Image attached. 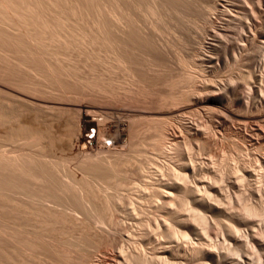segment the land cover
Returning a JSON list of instances; mask_svg holds the SVG:
<instances>
[{
    "label": "bare ground",
    "instance_id": "bare-ground-1",
    "mask_svg": "<svg viewBox=\"0 0 264 264\" xmlns=\"http://www.w3.org/2000/svg\"><path fill=\"white\" fill-rule=\"evenodd\" d=\"M177 1L0 0V264H90L103 246L117 250V264H264L255 254L264 250V154L254 153L264 139V31L244 26L261 37L252 71L239 46L240 77L201 80L162 38ZM247 1L222 28L264 21V0ZM226 37L208 44L227 48ZM214 62L204 53L195 66L207 73ZM237 80L259 82L248 87L246 119L229 104L243 99ZM181 104L208 123L186 120ZM229 118L249 147L229 141L226 156L204 135L224 138ZM179 131L210 158L187 155ZM121 213L138 223L139 245L126 244ZM212 221L229 244L213 241Z\"/></svg>",
    "mask_w": 264,
    "mask_h": 264
},
{
    "label": "rangeland",
    "instance_id": "rangeland-1",
    "mask_svg": "<svg viewBox=\"0 0 264 264\" xmlns=\"http://www.w3.org/2000/svg\"><path fill=\"white\" fill-rule=\"evenodd\" d=\"M230 2H232V3H230ZM245 2H248V1L247 0H205V1L204 0H178L177 2H175V4L179 7V10H180V12L178 13L179 15L177 16L176 14H173L172 17L167 18L168 20L166 21L164 34L162 37L164 42H169L170 44H172V50H171L172 58L175 59L177 57L178 58L180 57L185 62V67H187L186 69L188 71L194 72L196 70L197 72H199V73H197V72L196 73L199 74V79L202 78L201 80H206L207 78H209V79L214 78V79H217V81H219L220 79H228L231 77H240L239 75H241L244 72L243 71L244 69L243 70L238 69L239 65H240L239 62L241 61V59H243L242 55H244V51L247 50L251 56V59L254 62L252 67H250V70L252 71L254 69L255 64L260 59V53H259L256 46L261 41V37H260L259 32L264 31V21H262L261 24L257 23L256 19L258 18V14H255V15L251 16V20H242V21L236 20V21H234L233 26L230 28H222L221 27L222 23H224L228 18H230V15L237 14V13L242 14L245 11L249 10L250 7H252V3L250 1L247 4ZM209 6H213V9L210 10ZM262 7H264V5ZM221 8H223V9L227 8L228 11L224 13L222 11L223 9H221ZM182 16H183L184 20L189 22L188 23L189 25H187L188 27L184 26L182 24V22L180 21V17H182ZM247 23H251L253 29L255 31H259L257 33L258 36H254V33H252V31L250 32V31L245 30L244 26ZM221 36L222 37L227 36L226 37L227 43H228L227 48L221 47V46L219 47L217 45H214V47L213 46L211 47V45L208 44L209 41L216 43V41H218L219 37H221ZM239 46H241L242 48H245V49H244V51L240 50L239 51L240 53L236 56L237 57L236 58L234 55H235L236 49ZM204 53L212 54L215 57L216 64H215V62H214V64L216 67L218 66L216 71L209 70V72L204 73V72H201L195 66L196 62H198V63L202 62V57H203ZM166 58H168V60L170 59V57H168V55L166 56ZM174 65L176 66L175 68L178 69V70L176 69L177 71H182L184 69V66L182 64L177 65L174 63ZM190 69H192V70H190ZM202 74L204 75V77ZM250 82H251L250 84H254V83L256 85L259 84V82L254 81V80L250 81ZM250 84L244 83L241 80H237L238 90H239L243 99L236 100V101L229 103L230 107H232L237 113H239L241 115L243 113L242 116H244V119L253 115V112H250V111L247 112L245 107H244V100H245L246 95L248 94V90H249L248 87ZM163 90L166 91L164 88H163ZM216 91H218V90H216ZM185 107L186 106H184V104H181L177 107V110L179 111V108H180L181 111H179V113L182 114L186 118V120L187 119H188V121H194L195 120L194 122L201 124V125L208 123L209 119L206 118L207 116L204 115L202 111L197 112L194 108H192V110H191L190 108H185ZM200 113H201V115H198ZM251 113H252V115H251ZM115 117H118V118H115ZM120 118L126 119L125 117H120V116H116V115L113 116V119H115V120L120 119ZM245 122L246 123L249 122L248 124L251 125L250 126V125L245 123V125H247L246 126L247 130H249V128H251V127L252 128L256 127V124H259V123H254V121L252 119L248 122L246 120ZM234 124L236 125V121L232 118H229L228 119V125L225 126V128L223 129L224 138H221L219 136H215L212 133H207L208 138H205V137H207L206 134L204 135V139L208 140L210 142V147L212 148V150L219 152L222 155L224 153V155L229 156L228 150H229L231 144H233V143L239 144V142H240L241 145L243 144L242 146L244 148L249 147L243 141L241 142V139L235 138L236 136H234V134H232ZM229 127H230V129H228ZM92 128L96 129V127H92ZM92 128H90V130L84 134L87 139L93 138L91 136H88V134L94 133L92 131ZM252 128L250 129V131H248L249 134H253L254 130L252 131ZM179 132L177 133V135L178 136L180 135L179 140L181 141L182 147H184L183 150L187 155H189V151H190V153L193 154L194 158H196L197 162H199V163L202 161H205V160L207 161L210 158L209 155H207L205 152H203L199 149V143L195 140L193 134L189 135L190 133L185 132V131H181L180 133ZM230 132H232V133H230ZM96 133H97V131H96ZM261 133H262V131H261ZM209 134H211L212 136ZM255 135L256 134H253V136H255ZM216 137H218V138H216ZM255 137H257L258 140L260 139V138H258V137H260L258 135H256ZM187 140H188V143H186ZM260 140L258 142H256V147L254 150L255 154H264V139L261 137ZM226 141H228V142L231 141V144H230V142L229 143L227 142L228 143L227 144ZM110 142H112L111 137L108 138V143L110 144ZM190 143H191L192 149L188 150L187 148H188V145ZM120 148H122V145ZM256 148H258V149H256ZM223 165L225 166V161L223 162ZM256 169H259L260 171L262 170L258 166ZM222 186H223L224 190L226 189L231 196L234 195L235 189H233L229 185L228 181H226V182L224 181ZM262 187L264 190V182H262ZM246 194H247V196H249L250 193L247 191ZM260 195L264 199V196H263L264 192H263V194L262 193L259 194L256 198H260ZM251 198H253V197H251ZM220 206L224 207L225 203L223 201H221ZM232 206L235 208L238 207L237 210H239L240 207L242 206V203L234 201L232 203ZM122 214L123 213L120 214L119 218L122 221L124 220L123 233L125 232L124 234H125L126 244L132 245L134 243L133 245H135V244L139 245L140 239L134 234L136 231V230L134 231V229L138 227V223L136 221L129 219L125 214H123V215ZM257 224H258L257 229H260V227L261 228L263 227L262 222L257 221ZM133 225H136V226H133ZM215 226L217 227V225H215L214 221H212L211 226H210V232L212 234L213 241L217 242L220 245L229 244V242L226 240V233L218 227L216 229ZM129 236H131V238ZM244 236H245V233L241 234L242 240H244V239L246 240V236L245 237ZM134 238H135V240H133ZM137 240H139V242ZM143 248L145 250H148V251H153L150 248H147L145 246ZM100 250L98 251V253H95L96 258L93 257L89 261L90 264H117L115 261L116 260L115 256H116L117 250H115V248H113L111 246H109V247L103 246L102 249H100ZM255 254L257 256H261V258L263 259L261 261L262 262L264 261V250H259V251L255 250ZM247 264H250V263L248 262Z\"/></svg>",
    "mask_w": 264,
    "mask_h": 264
}]
</instances>
